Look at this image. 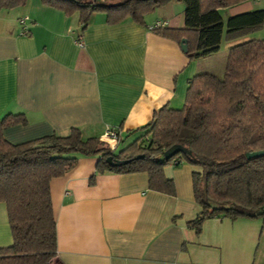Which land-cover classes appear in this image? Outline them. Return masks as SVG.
<instances>
[{
  "label": "crops",
  "instance_id": "1",
  "mask_svg": "<svg viewBox=\"0 0 264 264\" xmlns=\"http://www.w3.org/2000/svg\"><path fill=\"white\" fill-rule=\"evenodd\" d=\"M258 8L264 0H245L220 12L225 24L229 16ZM24 16L29 31L21 35ZM156 21L183 27V2L170 0L146 14L142 24L129 17L109 23L105 12H95L83 29L79 12L67 15L40 0L0 10V118L26 119L5 127V139L66 136L72 128L83 139L100 138L111 128L124 135L163 105L181 107L189 79L208 70L204 60L222 45L227 52L237 42L264 38V25L235 39L227 38L224 26L218 50L190 58L180 41L149 29ZM97 160L79 155L71 169L50 181L57 252L48 264H264V218L213 217L199 233L188 224L201 208L187 162L164 167L175 185L169 195L150 189L145 172L96 174L91 182ZM11 242L6 205L0 202V247Z\"/></svg>",
  "mask_w": 264,
  "mask_h": 264
},
{
  "label": "trees",
  "instance_id": "2",
  "mask_svg": "<svg viewBox=\"0 0 264 264\" xmlns=\"http://www.w3.org/2000/svg\"><path fill=\"white\" fill-rule=\"evenodd\" d=\"M27 0H0V10ZM67 15L79 12L81 29L95 12L109 23L127 17L144 23V16L170 0H40ZM183 27H158L161 36L187 40V56L204 57L218 50L224 26L228 39L245 36L264 25V8L229 16L220 9L245 0H181ZM24 115L0 118V202L6 205L12 242L0 247V264H48L57 252V225L49 184L71 169L81 156H98L96 174L145 172L148 187L175 194L164 167H193L195 202L200 206L188 222L200 232L213 217L264 218V38H248L230 46L224 72L196 73L188 81L181 107L163 105L144 125L119 132L114 149L98 137L83 139L78 128L66 136L44 135L21 143L5 139L3 129L22 123ZM118 130V129H117ZM188 152L165 156L172 145Z\"/></svg>",
  "mask_w": 264,
  "mask_h": 264
},
{
  "label": "built area",
  "instance_id": "3",
  "mask_svg": "<svg viewBox=\"0 0 264 264\" xmlns=\"http://www.w3.org/2000/svg\"><path fill=\"white\" fill-rule=\"evenodd\" d=\"M29 20L28 16H24L19 19L20 24V34H27L29 31L27 21ZM164 23L161 21H156L155 23L149 25V29L154 30L158 27H163ZM77 44L82 46V41L80 40V35L77 37ZM119 131L116 128L107 129L99 138L101 141L109 145L111 149H114L118 143Z\"/></svg>",
  "mask_w": 264,
  "mask_h": 264
},
{
  "label": "rangeland",
  "instance_id": "4",
  "mask_svg": "<svg viewBox=\"0 0 264 264\" xmlns=\"http://www.w3.org/2000/svg\"><path fill=\"white\" fill-rule=\"evenodd\" d=\"M263 2V1H262ZM262 34H264V31L263 32H260ZM260 36V35H258ZM264 36V35H263ZM226 58H227V52H226V49L223 48V45L220 49L219 52H216L215 54H213L212 56H208L205 60H204V68H207L208 70L205 71V72H211L213 74H216V75H219V74H222V62H224V66H225V62H226ZM202 70H205V69H202ZM217 71L219 72L217 74Z\"/></svg>",
  "mask_w": 264,
  "mask_h": 264
},
{
  "label": "water",
  "instance_id": "5",
  "mask_svg": "<svg viewBox=\"0 0 264 264\" xmlns=\"http://www.w3.org/2000/svg\"><path fill=\"white\" fill-rule=\"evenodd\" d=\"M180 47H181L182 51L187 52V40H186V38H181ZM180 151L190 153V151L187 150L185 147H182L181 145L175 144V145H172L169 149H167L164 154H165V156H170V155H173V154L180 152ZM262 154H264V149L246 153L247 157H254V156H259Z\"/></svg>",
  "mask_w": 264,
  "mask_h": 264
}]
</instances>
